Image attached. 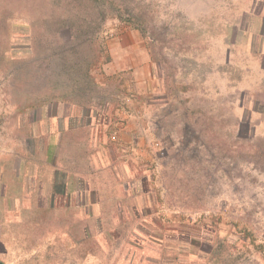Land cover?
Here are the masks:
<instances>
[{"label": "crops", "instance_id": "1", "mask_svg": "<svg viewBox=\"0 0 264 264\" xmlns=\"http://www.w3.org/2000/svg\"><path fill=\"white\" fill-rule=\"evenodd\" d=\"M22 8L0 10V262L264 264V243L189 221L235 185L221 196L213 167L201 178L187 156L199 119L264 135V0H232L227 16L212 3L215 32L163 59L100 36L103 51L66 67L25 47L43 36Z\"/></svg>", "mask_w": 264, "mask_h": 264}, {"label": "rangeland", "instance_id": "2", "mask_svg": "<svg viewBox=\"0 0 264 264\" xmlns=\"http://www.w3.org/2000/svg\"><path fill=\"white\" fill-rule=\"evenodd\" d=\"M218 1L221 15L227 16L222 9L232 0H193L186 6L176 4L177 0H0V10H18L27 5V14L33 16L32 22L37 26L35 32L43 38L37 45L25 47L34 46V50L45 53L58 52L54 59L47 57L45 63L50 62L47 67L53 62L55 65L57 60L59 67H66L73 58L83 63L90 54L103 51L100 36L108 40L110 51H130L138 41L140 51L163 59L170 48L180 50L181 44L185 46L187 42H195L197 37L215 32L211 26L215 14L212 3L215 5ZM3 14L6 13L0 11V15ZM224 31L227 29L222 27L218 30L220 35ZM200 122L201 119L197 125L202 131L187 141V147L200 150L187 155L188 163L198 166L194 173L201 178L210 177L208 171L213 167L221 196L226 195L223 181L229 176L230 183L235 185V198L230 197L220 205L193 204L191 206L197 208L192 213L195 218L189 216V221L217 233L224 230L232 234L237 246L246 239L251 247H260L264 243V135L245 136L236 124L234 136L231 124L221 122L217 126L206 118ZM167 142L157 137L156 149H163L158 154L159 159L167 156ZM170 158L178 162L177 154ZM204 170L207 172L203 173ZM205 185L206 181L201 191L206 201Z\"/></svg>", "mask_w": 264, "mask_h": 264}, {"label": "trees", "instance_id": "3", "mask_svg": "<svg viewBox=\"0 0 264 264\" xmlns=\"http://www.w3.org/2000/svg\"><path fill=\"white\" fill-rule=\"evenodd\" d=\"M0 264H2V263L0 262Z\"/></svg>", "mask_w": 264, "mask_h": 264}]
</instances>
